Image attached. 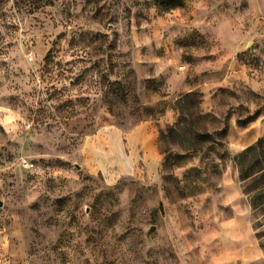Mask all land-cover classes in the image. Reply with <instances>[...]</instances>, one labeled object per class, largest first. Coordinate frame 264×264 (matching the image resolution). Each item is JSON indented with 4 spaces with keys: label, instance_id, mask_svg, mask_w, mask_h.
I'll return each instance as SVG.
<instances>
[{
    "label": "rangeland",
    "instance_id": "obj_1",
    "mask_svg": "<svg viewBox=\"0 0 264 264\" xmlns=\"http://www.w3.org/2000/svg\"><path fill=\"white\" fill-rule=\"evenodd\" d=\"M262 137L264 0H0V264H262Z\"/></svg>",
    "mask_w": 264,
    "mask_h": 264
},
{
    "label": "trees",
    "instance_id": "obj_2",
    "mask_svg": "<svg viewBox=\"0 0 264 264\" xmlns=\"http://www.w3.org/2000/svg\"><path fill=\"white\" fill-rule=\"evenodd\" d=\"M247 153L252 151H261L264 153V137L260 138L254 145L247 148ZM253 174L260 173V177H264V154L255 159L249 166ZM251 173V174H252Z\"/></svg>",
    "mask_w": 264,
    "mask_h": 264
},
{
    "label": "crops",
    "instance_id": "obj_3",
    "mask_svg": "<svg viewBox=\"0 0 264 264\" xmlns=\"http://www.w3.org/2000/svg\"><path fill=\"white\" fill-rule=\"evenodd\" d=\"M256 252H257V253H256V256H258L259 254L263 255V252L261 251V249L259 250V248L257 249ZM262 264H264V262H263Z\"/></svg>",
    "mask_w": 264,
    "mask_h": 264
},
{
    "label": "water",
    "instance_id": "obj_4",
    "mask_svg": "<svg viewBox=\"0 0 264 264\" xmlns=\"http://www.w3.org/2000/svg\"><path fill=\"white\" fill-rule=\"evenodd\" d=\"M0 206H1V202H0ZM155 227H150V229L148 230L147 234H150L153 230H154Z\"/></svg>",
    "mask_w": 264,
    "mask_h": 264
}]
</instances>
